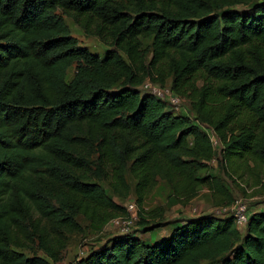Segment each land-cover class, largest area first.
Instances as JSON below:
<instances>
[{
    "label": "trees",
    "instance_id": "1",
    "mask_svg": "<svg viewBox=\"0 0 264 264\" xmlns=\"http://www.w3.org/2000/svg\"><path fill=\"white\" fill-rule=\"evenodd\" d=\"M148 79L188 111L143 92ZM218 159L264 168V0H0V264H56L78 215L101 230L132 193L148 236L119 232L74 264H264V210L237 223ZM159 180L169 205L207 187L231 209L159 236L144 205Z\"/></svg>",
    "mask_w": 264,
    "mask_h": 264
},
{
    "label": "rangeland",
    "instance_id": "2",
    "mask_svg": "<svg viewBox=\"0 0 264 264\" xmlns=\"http://www.w3.org/2000/svg\"><path fill=\"white\" fill-rule=\"evenodd\" d=\"M59 13L62 14L65 20L69 23L74 36L77 37L82 46L91 47V52L101 56L102 58L106 56V45H103L95 36L87 35L80 26L73 22L70 17L64 15L61 11ZM149 45V43H146L144 46L148 61L152 58ZM169 85L170 81L166 83V86H162L161 84L148 79L144 87H142V91H150L157 94L162 99L169 101V93H171ZM179 101V104L175 105L172 103L169 106L178 114L187 112L189 108L188 100L182 97ZM207 130L211 134L215 145L219 147L218 140L213 134V131L211 129ZM236 163L240 164V162ZM211 165L213 171L231 188L234 199L246 205L248 213L256 210H264V168H258L251 163L249 167L243 166L233 172L231 167L225 165L222 166L219 159L212 161ZM229 173H231L233 178L236 179V182L232 181ZM129 182H134L132 177H129ZM212 192L213 191L207 187H201L198 195L187 205H183L181 203L169 205V190L166 187L165 182L159 180L157 185L147 193L144 205L147 212L155 215V221H165V224L159 234V236H164L169 233V226L166 224L169 221H173L174 219H178L180 217H196L207 213L223 215L227 210L231 209L227 208L225 205L216 204ZM114 199L126 207L128 213L114 217L104 227H102L101 230L95 227L83 215H78L77 220L82 226V231L70 235L69 243L63 252L62 260L56 264H74L77 259L85 257L93 247H96L97 243L105 242L108 237L118 234L119 232L125 233L132 230L136 231V233L141 237L148 236L144 230H140V226L137 224L138 216L137 214L135 215V211H130L131 205H134V209H138L134 193L123 201L117 196H114ZM159 214H162V216L159 217ZM118 220L119 223L116 222ZM37 252L40 253L39 250Z\"/></svg>",
    "mask_w": 264,
    "mask_h": 264
},
{
    "label": "built area",
    "instance_id": "3",
    "mask_svg": "<svg viewBox=\"0 0 264 264\" xmlns=\"http://www.w3.org/2000/svg\"><path fill=\"white\" fill-rule=\"evenodd\" d=\"M170 94V101L174 104H178L179 103V98L176 97L175 95H173L172 93H169ZM130 211H135L136 212V209H134V205H131L130 206ZM232 211L234 212V215H235V218H236V221L237 223L240 225L244 224L247 220V214H246V211H247V207L245 204L243 203H240L239 201H236L234 203V205L232 206ZM119 223V220L116 221Z\"/></svg>",
    "mask_w": 264,
    "mask_h": 264
}]
</instances>
